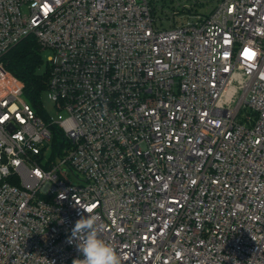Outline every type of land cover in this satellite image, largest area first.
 I'll list each match as a JSON object with an SVG mask.
<instances>
[{
  "label": "built area",
  "instance_id": "built-area-1",
  "mask_svg": "<svg viewBox=\"0 0 264 264\" xmlns=\"http://www.w3.org/2000/svg\"><path fill=\"white\" fill-rule=\"evenodd\" d=\"M196 1L0 0V264L83 259L78 205L122 264H264V0ZM26 37L59 123L4 65Z\"/></svg>",
  "mask_w": 264,
  "mask_h": 264
},
{
  "label": "trees",
  "instance_id": "trees-1",
  "mask_svg": "<svg viewBox=\"0 0 264 264\" xmlns=\"http://www.w3.org/2000/svg\"><path fill=\"white\" fill-rule=\"evenodd\" d=\"M158 0H150L153 8L156 9ZM215 0H197L195 5L205 6ZM163 7L173 8L174 0H160ZM185 9L181 7L179 12ZM43 49L32 37H26L12 47L4 57L5 67L14 73L24 82V98L29 101L36 109L38 114L46 118V112L41 99L43 91L47 90L49 80V66L43 63ZM58 133L53 136V144L56 145Z\"/></svg>",
  "mask_w": 264,
  "mask_h": 264
},
{
  "label": "clouds",
  "instance_id": "clouds-1",
  "mask_svg": "<svg viewBox=\"0 0 264 264\" xmlns=\"http://www.w3.org/2000/svg\"><path fill=\"white\" fill-rule=\"evenodd\" d=\"M78 206L87 216H81L75 222L68 240L69 243L75 240L78 251L83 256V259H74L73 264H122V258L116 248L101 238L94 208Z\"/></svg>",
  "mask_w": 264,
  "mask_h": 264
},
{
  "label": "rangeland",
  "instance_id": "rangeland-1",
  "mask_svg": "<svg viewBox=\"0 0 264 264\" xmlns=\"http://www.w3.org/2000/svg\"><path fill=\"white\" fill-rule=\"evenodd\" d=\"M160 1V0H158ZM179 1L181 0H174L173 4H177ZM210 6L212 5V2L209 3ZM167 7V6H166ZM169 8V7H168ZM208 7L206 6H200L199 9L200 11H205ZM170 10V9H169ZM168 10V11H169ZM169 24V20H167L165 22V25H168ZM50 51L49 50H45L42 52V55H43V63L45 64L46 63V58L50 55ZM41 99L43 101V105L46 109V111L48 112V114L56 121V122H60L62 120H64L67 116H68V112L66 110H62L60 108H58L54 101H52L49 96H48V93L47 91H43V93L41 94Z\"/></svg>",
  "mask_w": 264,
  "mask_h": 264
}]
</instances>
